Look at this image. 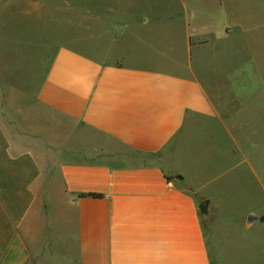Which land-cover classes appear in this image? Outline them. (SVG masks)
Returning a JSON list of instances; mask_svg holds the SVG:
<instances>
[{
	"label": "crops",
	"instance_id": "1",
	"mask_svg": "<svg viewBox=\"0 0 264 264\" xmlns=\"http://www.w3.org/2000/svg\"><path fill=\"white\" fill-rule=\"evenodd\" d=\"M220 216L264 264V0H0V264H212Z\"/></svg>",
	"mask_w": 264,
	"mask_h": 264
},
{
	"label": "rangeland",
	"instance_id": "2",
	"mask_svg": "<svg viewBox=\"0 0 264 264\" xmlns=\"http://www.w3.org/2000/svg\"><path fill=\"white\" fill-rule=\"evenodd\" d=\"M70 131H72V127L69 126L64 128L63 132L69 133ZM218 221L219 223L216 226H210L208 224L206 227L207 235H215L209 243L212 264H258L254 262L256 259H261L260 261H262L263 258L261 257L263 255L261 253H263V246L261 243L256 244L254 239L249 238L248 232L246 231L232 232V227L227 217L220 216ZM214 227H216L215 231L213 229ZM234 234L237 235L233 239Z\"/></svg>",
	"mask_w": 264,
	"mask_h": 264
},
{
	"label": "trees",
	"instance_id": "3",
	"mask_svg": "<svg viewBox=\"0 0 264 264\" xmlns=\"http://www.w3.org/2000/svg\"><path fill=\"white\" fill-rule=\"evenodd\" d=\"M92 196H94V197H99V195H96V194H93Z\"/></svg>",
	"mask_w": 264,
	"mask_h": 264
},
{
	"label": "water",
	"instance_id": "4",
	"mask_svg": "<svg viewBox=\"0 0 264 264\" xmlns=\"http://www.w3.org/2000/svg\"><path fill=\"white\" fill-rule=\"evenodd\" d=\"M202 206H203V207H206V204L204 203Z\"/></svg>",
	"mask_w": 264,
	"mask_h": 264
}]
</instances>
